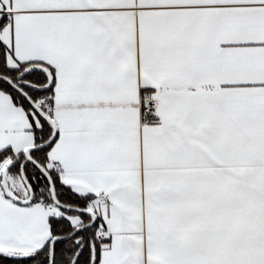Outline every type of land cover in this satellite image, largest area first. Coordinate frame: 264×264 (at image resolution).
<instances>
[{"label":"snow or ice","instance_id":"6c2138e0","mask_svg":"<svg viewBox=\"0 0 264 264\" xmlns=\"http://www.w3.org/2000/svg\"><path fill=\"white\" fill-rule=\"evenodd\" d=\"M0 264H264V0H0Z\"/></svg>","mask_w":264,"mask_h":264}]
</instances>
